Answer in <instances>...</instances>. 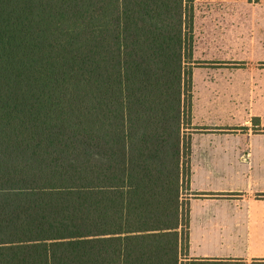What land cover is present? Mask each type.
<instances>
[{
	"label": "trees",
	"instance_id": "obj_1",
	"mask_svg": "<svg viewBox=\"0 0 264 264\" xmlns=\"http://www.w3.org/2000/svg\"><path fill=\"white\" fill-rule=\"evenodd\" d=\"M194 0H0V264H180Z\"/></svg>",
	"mask_w": 264,
	"mask_h": 264
},
{
	"label": "rangeland",
	"instance_id": "obj_2",
	"mask_svg": "<svg viewBox=\"0 0 264 264\" xmlns=\"http://www.w3.org/2000/svg\"><path fill=\"white\" fill-rule=\"evenodd\" d=\"M193 7L191 120L184 136L190 145L197 138L192 164L200 180L204 157L199 155L208 140L198 137L248 129L264 133V0H194ZM185 251L183 244L180 264L189 263Z\"/></svg>",
	"mask_w": 264,
	"mask_h": 264
},
{
	"label": "crops",
	"instance_id": "obj_3",
	"mask_svg": "<svg viewBox=\"0 0 264 264\" xmlns=\"http://www.w3.org/2000/svg\"><path fill=\"white\" fill-rule=\"evenodd\" d=\"M203 136L208 143L199 155L204 157L200 180L192 164L197 138L190 145L185 260L264 264V133L248 129L198 139Z\"/></svg>",
	"mask_w": 264,
	"mask_h": 264
}]
</instances>
